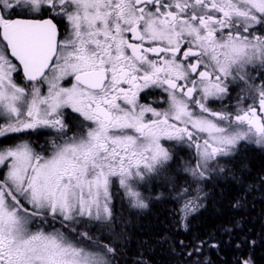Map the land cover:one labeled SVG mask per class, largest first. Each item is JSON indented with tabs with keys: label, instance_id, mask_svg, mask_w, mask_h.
<instances>
[{
	"label": "snow or ice",
	"instance_id": "snow-or-ice-1",
	"mask_svg": "<svg viewBox=\"0 0 264 264\" xmlns=\"http://www.w3.org/2000/svg\"><path fill=\"white\" fill-rule=\"evenodd\" d=\"M154 88L166 108L139 102ZM42 129L59 137L50 154L22 138ZM241 142L264 147V0H0V264H115L117 184L147 208L152 181L176 192L186 147L185 184L203 191ZM202 199L185 200V218Z\"/></svg>",
	"mask_w": 264,
	"mask_h": 264
},
{
	"label": "trees",
	"instance_id": "trees-1",
	"mask_svg": "<svg viewBox=\"0 0 264 264\" xmlns=\"http://www.w3.org/2000/svg\"><path fill=\"white\" fill-rule=\"evenodd\" d=\"M227 159L231 173H213L215 178L199 185L203 191L191 186L195 197H203L198 201L202 206L184 221L177 216L182 214L177 193L188 185L182 172L177 177L176 169H183L178 163L172 165L171 173L176 192L162 177L146 185L144 212H116L119 220L114 233L105 234L112 236L117 247L115 264H194L197 260L199 264H241L249 258L252 264H264V149L239 148L234 158ZM201 242L202 254L189 258L187 253ZM213 243L216 248L211 247Z\"/></svg>",
	"mask_w": 264,
	"mask_h": 264
},
{
	"label": "flooded vegetation",
	"instance_id": "flooded-vegetation-1",
	"mask_svg": "<svg viewBox=\"0 0 264 264\" xmlns=\"http://www.w3.org/2000/svg\"><path fill=\"white\" fill-rule=\"evenodd\" d=\"M66 28H68V25L66 23H58V31H59L60 37L62 39L69 34V32L65 31ZM69 31H70V29H69ZM15 79H16L17 83H19L20 85L23 86L25 84L22 71L19 73V75H17L15 77ZM256 83L260 84L261 81L257 80ZM45 91H46V89H45ZM238 93H239V89H235L231 93V96L233 97V99L227 100L224 102L233 111L235 110L236 97H237ZM165 100H166V94L162 91V89H159V88L146 90V92H142L139 96V102L141 104H151L152 106L158 107L161 109L167 107V105L164 103ZM251 102H252L251 100L248 101V103H251ZM210 106L212 108H214L215 110H220V108L222 107L220 102H215ZM65 112H66L67 122L69 123L70 126H72V131L68 132V135L70 133L74 134V132L77 131V128L73 126L74 122L71 119V116L74 114H71L70 109L65 110ZM22 138L25 140H30L33 147L35 148V150L37 152H41V154H50V152L52 150V147H51L52 141L53 140L59 141V137H57L56 133L51 129H42V130H40L39 133H33L31 135H24ZM4 142L5 143H15L17 141L9 139V140H5ZM167 143L168 142H165L166 145H167ZM254 146L257 147V145H255V144H248L245 142H241V144L238 146V148H240V149L241 148H249V147L254 148ZM184 161H187V162L192 163V164L195 163L194 152L187 149L186 147L177 153L175 160L172 162V165H176L178 163L183 168L184 167V164H183ZM180 172H182L185 175L184 181L189 179V177L187 176V173H185L183 170L178 171L177 177H179ZM117 189H118V184L114 187V194L115 195H114V201L113 202L115 204V211L116 212H121V213L144 212V209L139 210V211H132V209H130L128 207L126 202H122L121 197H122L123 193L119 192L117 194L116 193ZM116 217L119 218L117 215H116ZM117 220H119V219H117ZM92 230L94 232H97L95 229H92Z\"/></svg>",
	"mask_w": 264,
	"mask_h": 264
},
{
	"label": "rangeland",
	"instance_id": "rangeland-1",
	"mask_svg": "<svg viewBox=\"0 0 264 264\" xmlns=\"http://www.w3.org/2000/svg\"><path fill=\"white\" fill-rule=\"evenodd\" d=\"M73 134H69L68 136H72ZM259 147V146H258ZM146 188V187H145ZM195 194H196V191H194L193 190V188L189 191V196H185V197H183V198H181L180 200H178V203H179V210L183 207V204H184V202H185V200L186 199H188V198H192V199H195L196 197H195ZM182 213V212H181ZM190 214V213H189ZM177 216H178V218H179V221H181V220H185L186 218L184 217V214L182 213V214H177ZM90 229V228H89ZM86 230V229H85ZM89 231H91L92 232V234L93 235H98V232H93L91 229L89 230ZM122 263H124V262H122Z\"/></svg>",
	"mask_w": 264,
	"mask_h": 264
},
{
	"label": "bare ground",
	"instance_id": "bare-ground-1",
	"mask_svg": "<svg viewBox=\"0 0 264 264\" xmlns=\"http://www.w3.org/2000/svg\"><path fill=\"white\" fill-rule=\"evenodd\" d=\"M263 159V158H262ZM158 181V180H157ZM163 182V181H162ZM155 183V182H154ZM193 187H194V185H193ZM212 191V190H211ZM211 191H210V194H211ZM208 192V191H207ZM206 197V196H205ZM170 200V199H169ZM200 202V201H199ZM192 220V219H191ZM180 243V242H179ZM122 262V261H121Z\"/></svg>",
	"mask_w": 264,
	"mask_h": 264
}]
</instances>
